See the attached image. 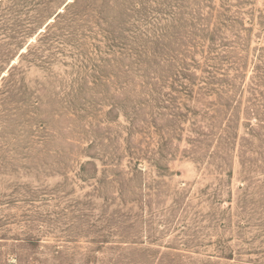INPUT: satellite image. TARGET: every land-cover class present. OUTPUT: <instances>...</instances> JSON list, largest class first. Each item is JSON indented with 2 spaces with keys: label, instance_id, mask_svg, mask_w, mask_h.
Instances as JSON below:
<instances>
[{
  "label": "rangeland",
  "instance_id": "rangeland-1",
  "mask_svg": "<svg viewBox=\"0 0 264 264\" xmlns=\"http://www.w3.org/2000/svg\"><path fill=\"white\" fill-rule=\"evenodd\" d=\"M0 264H264V0H0Z\"/></svg>",
  "mask_w": 264,
  "mask_h": 264
}]
</instances>
